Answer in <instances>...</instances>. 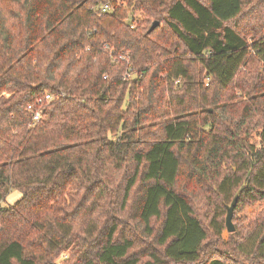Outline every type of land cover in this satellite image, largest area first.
Masks as SVG:
<instances>
[{
    "label": "trees",
    "instance_id": "16d2710c",
    "mask_svg": "<svg viewBox=\"0 0 264 264\" xmlns=\"http://www.w3.org/2000/svg\"><path fill=\"white\" fill-rule=\"evenodd\" d=\"M10 190L0 264H264V0H0Z\"/></svg>",
    "mask_w": 264,
    "mask_h": 264
},
{
    "label": "rangeland",
    "instance_id": "374dc122",
    "mask_svg": "<svg viewBox=\"0 0 264 264\" xmlns=\"http://www.w3.org/2000/svg\"><path fill=\"white\" fill-rule=\"evenodd\" d=\"M138 17V16H137ZM9 93H4L3 96L5 97H9ZM20 198V194L16 191L10 190L8 195L6 196L5 200H3L2 202H0V210L1 209H7L10 208L18 199ZM262 205H254V206H246L242 209V211L239 212V214H236V216L234 217V220L232 218V224L234 227V232L238 229H241L243 226H245V230H247L246 225H250L252 226V224L254 225V220L256 215L259 213V211L262 209ZM2 212V211H1ZM1 214V213H0ZM226 217V215H225ZM2 230V227L0 226V231ZM233 232V233H234ZM243 235H245V232H243ZM21 239L24 243L27 244V231L24 230L22 235H21ZM232 236L231 233H228L226 231V229L224 228L221 234V244L218 246V250H219V254H223L226 253L228 256H231L230 254H228V250H230L232 248ZM243 247H245V250H250V243H246ZM40 252L38 255L42 256L45 255L47 253H44V250H39ZM69 252L68 251H64L62 253H60L58 256L55 257V262H57V264H63L64 260L66 258V255H68ZM226 264V263H225ZM228 264H231L230 262Z\"/></svg>",
    "mask_w": 264,
    "mask_h": 264
},
{
    "label": "water",
    "instance_id": "95a60500",
    "mask_svg": "<svg viewBox=\"0 0 264 264\" xmlns=\"http://www.w3.org/2000/svg\"><path fill=\"white\" fill-rule=\"evenodd\" d=\"M157 26H158V22H153L149 30L147 31V34L152 32ZM236 203H237V197H235L232 200L231 204L228 207H226L225 227L228 233L234 232V227L232 224V217H233V212H234Z\"/></svg>",
    "mask_w": 264,
    "mask_h": 264
},
{
    "label": "built area",
    "instance_id": "2783aa9c",
    "mask_svg": "<svg viewBox=\"0 0 264 264\" xmlns=\"http://www.w3.org/2000/svg\"><path fill=\"white\" fill-rule=\"evenodd\" d=\"M109 9H110L109 5H104L101 8L102 12H106ZM117 60L123 61V60H125V58L123 56H119L117 59H114V61H117ZM52 98H53V96L50 94L45 95V101H47V102L51 101ZM27 110H29L32 113V121H33L32 125L37 123L41 119V108L35 109L32 106H28Z\"/></svg>",
    "mask_w": 264,
    "mask_h": 264
}]
</instances>
